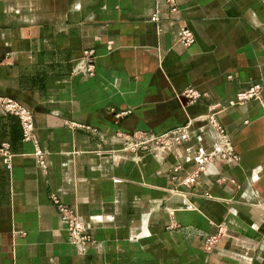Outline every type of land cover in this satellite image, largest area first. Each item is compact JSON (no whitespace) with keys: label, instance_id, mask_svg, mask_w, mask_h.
Here are the masks:
<instances>
[{"label":"crops","instance_id":"0c3cea01","mask_svg":"<svg viewBox=\"0 0 264 264\" xmlns=\"http://www.w3.org/2000/svg\"><path fill=\"white\" fill-rule=\"evenodd\" d=\"M174 3L0 0V97L32 111L46 153L44 174L18 120L0 111V147L12 155L9 169L0 155V264H264V1ZM183 28L194 36L187 47ZM79 50L95 53L92 77L71 74ZM253 82L261 100L228 107ZM186 88L205 98L182 107L175 96ZM214 105L237 160L215 155L186 187L212 153L200 119ZM188 124L180 145L122 150L128 135ZM52 194L93 245L68 243Z\"/></svg>","mask_w":264,"mask_h":264},{"label":"built area","instance_id":"2783aa9c","mask_svg":"<svg viewBox=\"0 0 264 264\" xmlns=\"http://www.w3.org/2000/svg\"><path fill=\"white\" fill-rule=\"evenodd\" d=\"M167 3L169 4L170 11L175 12L174 0H167ZM150 21L157 22V15L150 17ZM193 41L194 36L190 30L185 28L180 30L178 43L181 46L187 47L192 44ZM95 59L96 56L92 50H79L72 52L70 56L71 74L74 76L92 77L95 72ZM228 78L230 79L231 77ZM261 91V83H250L247 87L241 89L235 94L234 99L228 103V107L242 106L250 101H260ZM175 98L182 107H187L198 103L205 98V95L193 88H186L181 93H178ZM212 108L213 112L200 120L205 122V125L212 130L214 142L213 150L211 154L204 156L203 160H201V155L198 157V160L200 161L197 164V169L182 181V184L186 187L192 186L196 182L198 174L204 171L206 163L211 162L215 155L224 161L235 162L237 160L230 138L216 118L217 114L223 111V109L220 105H214ZM0 111L4 115L13 116L18 120L21 131V141L31 144L33 149L31 155L37 167L45 174L46 153L40 147L32 111L16 100L4 96L0 97ZM111 112L113 111H110V113ZM124 115L125 114L123 113L115 114L111 117V121L113 123H118ZM68 126L76 129L82 128V126L74 123H69ZM189 126L190 125L188 124L160 135H155L153 133H134L128 135L123 137L122 150L128 152L153 151L157 153L171 143L180 145L188 139L187 131ZM0 155L4 165L9 169L12 155L9 151L8 144L4 143L1 145ZM99 155L104 156L106 153L100 152ZM49 198L67 234L68 243L80 248L93 245V239L88 233L86 225L74 209L61 202L59 197L55 194L50 195ZM169 228H173V225L169 226ZM218 241V234L209 236L204 241V250L210 252Z\"/></svg>","mask_w":264,"mask_h":264}]
</instances>
